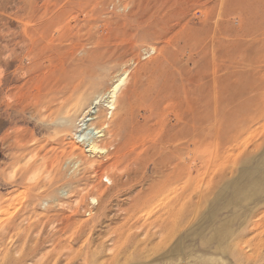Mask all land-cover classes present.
<instances>
[{
  "label": "rangeland",
  "instance_id": "374dc122",
  "mask_svg": "<svg viewBox=\"0 0 264 264\" xmlns=\"http://www.w3.org/2000/svg\"><path fill=\"white\" fill-rule=\"evenodd\" d=\"M263 31L264 0H0V264H264ZM90 62L107 118L127 71L118 99L165 174L128 188L74 163L86 135L49 93Z\"/></svg>",
  "mask_w": 264,
  "mask_h": 264
},
{
  "label": "bare ground",
  "instance_id": "6f19581e",
  "mask_svg": "<svg viewBox=\"0 0 264 264\" xmlns=\"http://www.w3.org/2000/svg\"><path fill=\"white\" fill-rule=\"evenodd\" d=\"M262 35H264V31ZM262 44L263 50L261 52L263 58H260L261 65L259 64L261 66V74L259 73L256 75H260V77L262 78V89L260 88L262 91L260 92H263V99L260 105V114L264 121V40ZM97 65L98 64H96V62H90L85 66L74 70L70 77L66 79V82L61 85L55 91V93H49V95L51 94L52 96L51 101L48 102L50 103L48 106L49 115L54 119L55 124L59 123V125L61 126L63 125L61 124L62 121L72 122L74 123L75 134L81 133L83 135H86V137L82 140H78L73 137L71 139L72 148L69 154L71 156L73 155V157L75 158L74 163H76L78 167L82 166L87 170H90V172H92L93 174H97L101 170V178L105 177L108 183H112L117 175H119L120 178L125 177V180H122L120 185L124 187L129 185L128 188H131L134 184L140 185L139 183L141 181L143 182L144 172L146 168L149 167L148 163L151 160V155L153 149L155 148V144L151 143L152 136H149L147 138L144 136H140V126L135 123L136 121H134V118L131 115L129 116L127 114V110L122 105V98L120 100L118 99V95L124 88L127 81V71L121 73L112 82L106 92V94L108 95V101L106 102L105 107L110 110V116L108 118L105 117L103 110L100 109L92 111V108H96L97 103L96 101H93L91 103L88 102V96L91 93L90 91L95 87L97 78H100L97 77V73L99 71V66ZM255 85L256 87H258V82ZM94 96L96 97V95ZM43 98L44 97H42V99ZM46 99H44L43 101H45ZM48 103L46 102V104ZM93 105L94 107H92ZM116 115H118L117 120H115ZM186 119L187 117H185V119L183 120ZM196 121H198L197 118L192 117L189 120V123H191L190 128L192 131V145L195 148H197V146H195V142L197 139H199L200 136L199 130L195 127L197 123ZM83 125H85V127H83ZM262 127L264 129V122L262 124ZM5 137L8 136L5 134L4 138ZM17 146L19 147V145ZM163 149L165 148L163 147ZM87 152H89V155H87ZM95 155H97V157L105 158V163H107L106 169H101L103 163H95V160H93V157ZM166 157L167 155L165 153H161L160 156L157 157V159H154V161H152L151 167H149V169L151 171H158L161 173H164L166 170L170 169V163ZM56 161L57 155H54V158L51 162L45 161L41 162L43 164H39L37 161H35L32 164L29 163L30 165L26 163L27 165L25 166H28L30 168L39 167L37 169H42L43 172L44 170L46 172L48 168L52 169L56 165ZM54 170L56 171L57 169L55 168ZM50 173H52V171ZM29 179L31 180V178ZM45 186L46 183L44 181H39L38 179L34 180L33 182H29L28 184L29 188L39 189ZM148 186L149 187L146 188L147 190H150L153 187L149 184ZM157 190H164V186H160L159 189L157 188ZM104 194L105 196L108 194L106 189L100 191L99 194H96L95 190H93L90 199L93 203L97 204L98 200L101 199ZM150 198L151 197H148V199L143 201L142 205H144L147 200H150ZM133 200L136 202V205H138V198L136 197Z\"/></svg>",
  "mask_w": 264,
  "mask_h": 264
}]
</instances>
